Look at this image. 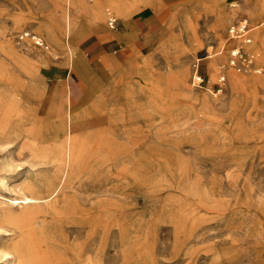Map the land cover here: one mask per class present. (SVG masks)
<instances>
[{
    "label": "rangeland",
    "instance_id": "rangeland-1",
    "mask_svg": "<svg viewBox=\"0 0 264 264\" xmlns=\"http://www.w3.org/2000/svg\"><path fill=\"white\" fill-rule=\"evenodd\" d=\"M65 12L0 0V200L50 192L82 145L54 198L6 207L0 245L32 238L50 264H264V0H72L70 37ZM243 19L250 41L230 35ZM115 36L140 49L99 71Z\"/></svg>",
    "mask_w": 264,
    "mask_h": 264
},
{
    "label": "bare ground",
    "instance_id": "bare-ground-1",
    "mask_svg": "<svg viewBox=\"0 0 264 264\" xmlns=\"http://www.w3.org/2000/svg\"><path fill=\"white\" fill-rule=\"evenodd\" d=\"M71 2H72V0H66V12H65V20L67 22V30L66 29L65 30L68 32L69 37L74 32V25H73L74 22L72 20L73 18L71 17V13H70ZM68 5H69V7H68ZM108 14H109L108 15L109 19L111 20L109 24L111 27H114V21L116 18L114 16H112L111 12H109ZM48 39L51 42V45L54 46L56 43L55 34H49ZM69 45H70V43H69ZM236 52H237L236 49H233L232 54H235ZM65 116H69L71 119L75 118V116H72L71 111H70V113H67ZM31 120H29V118L24 117V116H20V118L16 119V125L17 126L15 128L17 130V134H21V135L28 134V130L30 129ZM81 137H83L82 134H80V138ZM67 140H69V137ZM81 150H82V145H81V142L79 140L78 146H77V155L72 160V162L69 164L65 178L60 183H58L56 186H52L50 183H47L46 186L51 189L50 192H48L47 194L37 195L35 193V191L30 190L29 192L23 193V195H21L20 197H13V198L6 199V197L1 196L0 218H2V216L4 215L7 206L32 203V202H36L39 200H48V199L54 198V196H56L64 187L65 181H66L67 177L69 176V172L73 169L75 162L78 160L77 157L80 154ZM42 161L44 163H48V164L52 165L51 168L50 167L46 168L47 172L48 171L49 172L50 171L55 172L56 166L52 162V160L44 158ZM56 176L57 175H55V177ZM26 181L27 180H25V182ZM29 182H31V181H29ZM26 183H28V181ZM21 189H23V190L26 189V186L22 187ZM27 190H28V188H27ZM36 233H38V232H36ZM33 241L34 240L32 238H29L28 245L25 249L24 248L21 249L19 247H14L11 249V247L8 245H5L4 247H3V245H0V250L4 254L11 255L10 264H19L22 260H23V264H47V258H38L39 260L38 261L36 260L37 256H35V252H34L35 248L33 246V244H34ZM127 254H128V251L126 249L124 251V256H126Z\"/></svg>",
    "mask_w": 264,
    "mask_h": 264
},
{
    "label": "built area",
    "instance_id": "built-area-1",
    "mask_svg": "<svg viewBox=\"0 0 264 264\" xmlns=\"http://www.w3.org/2000/svg\"><path fill=\"white\" fill-rule=\"evenodd\" d=\"M249 31H250V28L248 26L247 21L245 19H243V20H240L239 22H237L236 24L232 25V27L230 28V35L233 38L245 37L244 38L245 40L250 41L251 38L246 37L247 33ZM18 37L20 40H23L26 38H31L38 45L44 44V41L40 36L30 32V31H23L21 34H19ZM232 51H231L232 58L230 60V63L233 66L239 67L240 65L248 66V65L252 64V58L245 56V54L242 53L241 50L236 49L237 52L235 54H232ZM224 77H225L224 75L221 76L219 81L223 82L225 80ZM205 80H206L205 76L199 70V62L197 60L193 63V72H192V76H191V82L196 87H204L205 82H206Z\"/></svg>",
    "mask_w": 264,
    "mask_h": 264
},
{
    "label": "crops",
    "instance_id": "crops-1",
    "mask_svg": "<svg viewBox=\"0 0 264 264\" xmlns=\"http://www.w3.org/2000/svg\"><path fill=\"white\" fill-rule=\"evenodd\" d=\"M99 34H104L105 31L104 30H101V32H98ZM126 37H128V34H126ZM117 36H115L113 38L112 41H109V40H106L105 42H108L107 44H101L100 46L97 44V53H96V58L99 60L98 62V70L99 71H103V70H107L109 69V65H115L116 61H115V55H117V52L118 50L120 51H126V53L129 55L130 54H133L135 51L139 50L140 47H139V44H138V40L137 39H131L130 41H127L125 42V46L123 48H116L117 46ZM101 43H104L103 40L100 41ZM215 61L210 59L208 62H207V67L209 70H211V66L214 65ZM78 66V60H77V64ZM84 80V79H83ZM79 82V81H78ZM76 82L75 85H73V92L75 94H77L78 90L81 89V86L79 85V83ZM69 94H67L66 96H68ZM188 95L191 96L192 94H189L188 92ZM66 101V99H65ZM78 114L82 113L81 111H77ZM78 123V122H77ZM77 126V124H76ZM76 130H77V127H76ZM47 264H50L48 263V259H47Z\"/></svg>",
    "mask_w": 264,
    "mask_h": 264
}]
</instances>
